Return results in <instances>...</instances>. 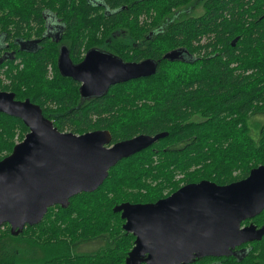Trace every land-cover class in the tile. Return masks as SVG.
<instances>
[{"label": "trees", "instance_id": "1", "mask_svg": "<svg viewBox=\"0 0 264 264\" xmlns=\"http://www.w3.org/2000/svg\"><path fill=\"white\" fill-rule=\"evenodd\" d=\"M5 1L22 23L29 22V0ZM51 1L66 24L73 60H81L82 49L96 48L125 62L154 60L156 73L82 99L79 83L58 69L55 44L18 53L23 68L14 74L8 62L11 85L0 82V89L39 106L61 132L107 130L111 145L166 136L121 160L95 192L73 197L66 209L50 208L39 225L17 236L3 225L0 264H125L135 236L123 229L116 206L156 203L202 181L229 185L264 166V122L255 134L252 127L254 117L264 116V0H102L97 9L87 0ZM172 51H182L183 58L165 59ZM28 131L22 120L0 112V161ZM245 225L262 230V239L228 257L190 264H264V211ZM99 239L105 247L78 250Z\"/></svg>", "mask_w": 264, "mask_h": 264}, {"label": "water", "instance_id": "2", "mask_svg": "<svg viewBox=\"0 0 264 264\" xmlns=\"http://www.w3.org/2000/svg\"><path fill=\"white\" fill-rule=\"evenodd\" d=\"M164 58L182 59L183 52L172 51ZM58 66L63 76L81 84L82 99H93L119 83L155 74L158 63L125 62L90 50L75 65L63 48ZM0 112L21 119L29 129L24 140L0 161V228L10 225L14 236L27 226L39 225L50 208L66 209L73 197L95 192L121 160L166 136L141 135L110 146L109 131L61 132L39 106L17 101L11 93H0ZM113 211L125 220L123 229L135 236L125 264H188L229 256L236 247L263 237L255 225L243 228L242 224L264 211V166L229 185L202 181L156 203H124Z\"/></svg>", "mask_w": 264, "mask_h": 264}, {"label": "flooded vegetation", "instance_id": "3", "mask_svg": "<svg viewBox=\"0 0 264 264\" xmlns=\"http://www.w3.org/2000/svg\"><path fill=\"white\" fill-rule=\"evenodd\" d=\"M72 1L73 0H66V3L68 5H71ZM87 1H89V3L92 6H94L95 9H97V7L104 6L102 0H87ZM52 3L53 2L51 0H29V9L31 11L29 22L25 21L22 23L21 17L18 15V11L17 14L15 15L14 8L10 6V4L6 3L5 0H0V66L5 64V66L1 69L0 72V82H2L3 84L2 86L11 85L10 77L13 76V73H10V68L7 65L8 62H12L11 69L13 70V72L14 70L17 69V67H20V69L23 68V66H17L21 62V59L18 56V53H20L21 51L26 53H36L39 50H43L45 47H55L56 44L57 47L59 48L57 66L59 64V57L63 48H66L68 50L69 57L72 63L75 65L82 63L87 53L90 50H97L105 53L107 52L96 48L89 50L82 49L81 60L79 61L73 60L71 58L72 49L65 43V39H64L65 33L67 31L66 24L63 23V19L60 18L58 16V13L52 8ZM32 10H33V14L35 10L36 15L32 14ZM101 11H103V9ZM105 13L110 14V10L107 8L105 10ZM39 17H41V21L43 22V25L40 24ZM35 18L37 19V21H35ZM79 85L81 87L80 83ZM2 92L11 93L14 95L15 100L21 101L18 100L15 96V93L11 91L0 89V93ZM93 99H97V98H93ZM20 142L18 141L17 144ZM246 226L247 225L243 227ZM105 246H106V241L103 247Z\"/></svg>", "mask_w": 264, "mask_h": 264}, {"label": "rangeland", "instance_id": "4", "mask_svg": "<svg viewBox=\"0 0 264 264\" xmlns=\"http://www.w3.org/2000/svg\"><path fill=\"white\" fill-rule=\"evenodd\" d=\"M195 13H200V8H197L195 10ZM17 66H23V63L20 62ZM50 72H52V68H50ZM49 76L53 77L54 72H52ZM261 122H264V116H261L260 118L254 117L252 119V127L255 128V131L253 132V134L257 133V127L258 125H260L259 123ZM104 245H105V241H103L102 239H99V240H96L90 243L82 244L78 250L82 253H92L94 250L98 248L100 249V247H103Z\"/></svg>", "mask_w": 264, "mask_h": 264}]
</instances>
